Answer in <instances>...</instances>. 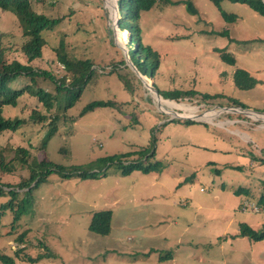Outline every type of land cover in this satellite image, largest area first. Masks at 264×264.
Here are the masks:
<instances>
[{
    "label": "rangeland",
    "instance_id": "obj_1",
    "mask_svg": "<svg viewBox=\"0 0 264 264\" xmlns=\"http://www.w3.org/2000/svg\"><path fill=\"white\" fill-rule=\"evenodd\" d=\"M170 1L178 4L156 0L150 10L139 12L138 28L160 63L147 80L161 95L193 91L192 98L161 99L165 110L190 117L191 123L164 115L139 72L130 67L129 35L117 27L121 14L116 0H30L37 13L64 17L46 34L48 46L32 67L55 79L64 76L52 51L62 39L71 58L92 61L95 75L64 120L61 111L54 107L48 112L27 95L5 110V117L24 121L16 132L0 135L5 160L13 157V149L24 147L33 160L64 167L121 155L126 156L123 165L145 164L138 154L154 150L149 163L160 170L143 174L133 169L124 176L111 165L100 166L102 172L93 179L50 174L33 191L32 207L14 230L9 212L0 220V253L13 256L18 248L14 240L27 231L23 254L43 256L34 263L17 259L16 264H264V239L237 236L242 224L255 231L264 225V211L256 206L264 195V18L245 5L221 1V9L237 17L226 23L209 0ZM188 3L195 15L187 11ZM224 31L228 37L219 35ZM0 35L6 58L25 63L18 23L1 10ZM221 54L232 55L234 65L223 62ZM110 69L113 73H106ZM242 71L256 82L250 90L234 85V74ZM118 75L133 91L124 89ZM35 82L54 94L48 79ZM93 101L115 105L79 116ZM231 102L259 113L260 119L244 115L243 109L225 110L233 108ZM35 110L48 119L30 120ZM56 113L61 117L58 130L41 150L49 118ZM27 177L26 167L18 164L12 173H0L3 184ZM102 211L111 213L106 236L88 231L92 215Z\"/></svg>",
    "mask_w": 264,
    "mask_h": 264
},
{
    "label": "trees",
    "instance_id": "obj_2",
    "mask_svg": "<svg viewBox=\"0 0 264 264\" xmlns=\"http://www.w3.org/2000/svg\"><path fill=\"white\" fill-rule=\"evenodd\" d=\"M164 4L176 5L177 2L170 0H158ZM216 8L221 18L226 23L234 22L237 17L233 14L225 13L220 6L221 1H227L232 4L245 5L248 9L256 15L264 18V3L261 0H209ZM156 0H116L118 13L121 14L117 21V27L121 33L129 35V49L127 51L128 58L134 68L140 75L150 79L154 72L159 68L160 63L158 54L149 46H146L142 41V36L138 28L139 12L148 11L155 4ZM0 10L2 12L11 13L19 26L21 31V44L19 46L20 54L24 57L22 63L17 60H8L6 58V50L2 47V37L0 35V135L4 132H16L24 123L19 118H9L4 116L5 110L13 109L17 106L18 100L23 96L35 98L48 112L54 107L56 111H61L63 114L62 120L65 119L64 113L71 109L74 104L79 101L81 94L95 75L94 65L89 59L71 58L64 49V42L60 39L52 51L55 54L57 63L61 66L65 75L59 79H55L49 72L41 69H34L32 64L39 60L43 55V50L48 46L46 34L53 32L64 20V17L51 18L44 14L34 11L30 0H0ZM187 11L195 15V9L188 3ZM219 35L227 36L228 33L224 31ZM221 60L229 65H234V58L230 54H221ZM120 64H124L120 61ZM114 69L106 70V73H113ZM150 75V76H149ZM119 80L122 82L124 89L131 92L132 87L128 81L120 75ZM41 77L48 79L54 86V94H51L43 89L36 87L35 79ZM150 77V78H149ZM23 79L27 83L23 82ZM256 82L250 78L246 72H238L234 74V85L239 89L250 90L255 86ZM153 86V85H152ZM154 87V86H153ZM159 96L163 100L178 101L184 98L194 97L193 91H172L170 93L164 92ZM110 105H115L111 101H93L85 105L79 113V116L92 111L97 108H104ZM230 106L233 108H241L236 102H231ZM33 111L29 119L33 122L44 123L48 118L45 115ZM163 118L165 117L162 114ZM136 118V116H135ZM61 117L58 113L52 115L47 123L45 136L43 137L40 149L43 150L49 139L56 134L58 127L57 123ZM73 120V118H70ZM136 122V119H134ZM191 123L193 121H186ZM196 123V122H195ZM5 149L0 147V173L10 174L13 172L15 165L26 167L28 171L27 179L19 181L15 185L3 184L0 181V220L9 212L10 228L14 230L22 216L29 211L33 204L32 193L42 183L46 182L50 174H57L60 178H71L77 176L81 179L95 178L96 173L102 172L108 166H117L122 169L121 173L126 176L129 175L133 169L148 174L149 172H159L156 165L149 163V159L153 160L154 150L141 151L138 155L140 158H145V164L136 160L127 165H123L125 155L112 156L98 160L94 164L84 166H69L64 167L52 164L45 159L39 161L33 160L30 156L29 150L24 147H17L13 149V157L5 160ZM17 163V164H15ZM101 166V167H100ZM256 206L264 211V195L256 201ZM7 214V215H8ZM111 213L109 211L96 212L92 215L88 226L90 233L106 236L110 232ZM27 231L19 234L15 241L18 248L14 251L13 256H8L0 253V264H16L15 260L19 259L25 263H34L38 261L42 255L37 258H32L29 255L23 254L26 250L27 241L25 237ZM238 237L247 238L249 241L257 242L264 239V225L258 231L253 230L247 225H240L238 227ZM42 246V245H40ZM23 254V255H22Z\"/></svg>",
    "mask_w": 264,
    "mask_h": 264
},
{
    "label": "water",
    "instance_id": "obj_3",
    "mask_svg": "<svg viewBox=\"0 0 264 264\" xmlns=\"http://www.w3.org/2000/svg\"><path fill=\"white\" fill-rule=\"evenodd\" d=\"M130 67H132L135 71H136V73L138 74V72H137V70L134 68V66L132 65V64H130ZM138 78L140 79V81L142 82V84L144 85V87L148 90V91H151L152 90V92L154 93V95L157 97V98H161L160 96H159V94L156 92V90L153 88V86L152 85H148L147 83H145V81L142 79V76L140 75V74H138ZM162 99V98H161ZM157 108L159 109V107L157 106ZM225 110H231V111H234V112H238L237 110H242V109H240V108H230V109H225ZM164 115H171V114H169L168 112H164V111H162V110H160ZM166 111H168V110H166ZM242 112H246V113H243L244 115H246V116H250L252 113H254V112H252V111H248V110H242ZM174 113V112H173ZM259 114V113H258ZM264 114V113H263ZM172 116V115H171ZM179 118V119H183V120H189L190 119V117H180V116H177V115H174V116H172V118Z\"/></svg>",
    "mask_w": 264,
    "mask_h": 264
},
{
    "label": "bare ground",
    "instance_id": "obj_4",
    "mask_svg": "<svg viewBox=\"0 0 264 264\" xmlns=\"http://www.w3.org/2000/svg\"><path fill=\"white\" fill-rule=\"evenodd\" d=\"M122 35H124L123 33H121ZM118 40V39H117ZM119 41V40H118ZM142 79L145 81V83H147L148 85H150V81L149 80H147V78L146 77H142ZM151 95L153 96V99H154V102L156 103V105L162 110V111H164V112H168L169 114H171L172 116L173 115H176V114H173V112H170V110L169 111H166L165 109V102L163 101V100H161V98H157L155 95H154V93L152 92V90H151ZM171 104V103H170ZM172 106H174L173 104H171ZM175 107V106H174ZM178 108V107H177ZM173 109V108H172ZM168 110V109H167ZM238 112H241L240 110H237ZM190 112V111H189ZM220 113V111H218L216 114H219ZM216 114H214V115H211L210 117H208L207 119H209V118H213V117H216L215 115ZM257 115H259L258 113L257 114H251L250 115V117H252V119L253 120H257V119H260V117L261 118H263L264 119V115H262V116H257ZM178 116V115H177Z\"/></svg>",
    "mask_w": 264,
    "mask_h": 264
}]
</instances>
